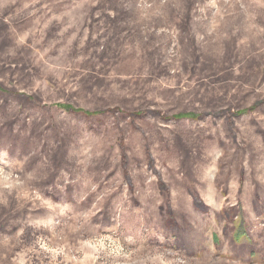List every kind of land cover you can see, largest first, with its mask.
Wrapping results in <instances>:
<instances>
[{"label":"rangeland","instance_id":"rangeland-1","mask_svg":"<svg viewBox=\"0 0 264 264\" xmlns=\"http://www.w3.org/2000/svg\"><path fill=\"white\" fill-rule=\"evenodd\" d=\"M0 264H264V0H0Z\"/></svg>","mask_w":264,"mask_h":264},{"label":"trees","instance_id":"trees-1","mask_svg":"<svg viewBox=\"0 0 264 264\" xmlns=\"http://www.w3.org/2000/svg\"><path fill=\"white\" fill-rule=\"evenodd\" d=\"M57 107L61 108V109H64L68 112H74L75 110L73 108H71L70 106H67V105H62V104H59L57 105Z\"/></svg>","mask_w":264,"mask_h":264}]
</instances>
